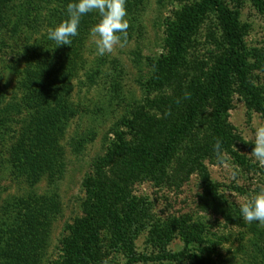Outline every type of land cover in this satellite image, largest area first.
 Segmentation results:
<instances>
[{"label": "rangeland", "instance_id": "1", "mask_svg": "<svg viewBox=\"0 0 264 264\" xmlns=\"http://www.w3.org/2000/svg\"><path fill=\"white\" fill-rule=\"evenodd\" d=\"M28 1L40 4L36 16L44 21V31L37 32L35 27L15 22L27 0H0V111L4 113L9 103L14 108L20 106L19 113L14 111L6 118L7 134L0 132V218L10 203L30 194L52 196L58 204L47 225L45 241L32 251L30 258L21 255L13 258L8 254L9 248L2 246L5 252L0 253V264H60L64 258L63 241L70 235V227L76 219L84 214V178L92 171L95 159L105 153L114 138L113 131L124 129L123 118L150 93L152 61L171 52L173 24L183 21L202 0H126L129 22L126 38L121 35L113 52L104 56L97 55L90 34L100 18L95 12L85 15L88 24L80 26L74 64L46 68L44 84L60 92L56 102L60 104L55 107L57 117L63 113L67 119L62 121L63 126L56 122L61 132L57 139L60 151L56 173L45 172L33 182L18 173L11 154L36 111L25 96L28 72L36 61L32 45L45 35L46 25L49 28L54 24L52 19L47 23V17L55 2ZM224 3L239 21L247 59L245 72L264 98V0H224ZM205 12L187 47V57L191 60L196 57L204 68L218 64L229 46L224 39L219 12L213 9ZM229 121L247 146H234L237 154L224 153L221 158L206 159L205 163L218 191L231 205L237 223L203 209V183L199 174L191 175L179 188L161 187L150 181L138 183L134 193L150 200L151 223L190 218L204 228L206 241L187 246L183 237L175 232L165 241L166 250L186 256L166 259L153 249L145 230L138 235L135 244L138 252L146 254L149 260L130 264H207L204 258L208 257L215 264H264V225L244 222L239 212L240 203L264 188V167L251 155L254 148L251 141L255 128L264 125V112L250 108L245 97L235 92ZM209 246L213 251H208ZM127 262L128 258L117 252L93 264Z\"/></svg>", "mask_w": 264, "mask_h": 264}, {"label": "trees", "instance_id": "2", "mask_svg": "<svg viewBox=\"0 0 264 264\" xmlns=\"http://www.w3.org/2000/svg\"><path fill=\"white\" fill-rule=\"evenodd\" d=\"M53 1L55 5L47 23L52 19L54 24L49 28L46 25L45 35L32 45L36 61L28 72L25 86L26 100L36 111L11 154L18 173L29 177L31 182L45 172L56 173L60 151L57 139L61 135L56 122L63 126L62 121L67 119L63 113L57 117L55 107L60 104L56 103L60 92L44 84L46 68L74 64L79 50L80 26L88 24V18L83 16L72 45L56 47L48 39V31L55 23L58 25L66 19L67 5L72 0ZM39 6L27 0L15 22L35 27L37 32L44 31V21L36 16ZM209 9L219 12L224 39L229 46L218 64L204 68L196 57L194 60L187 57V47ZM238 24L224 0H202L183 21L173 24L171 52L152 61L153 71L148 82L150 93L128 117L123 118L124 129L113 131V140L105 153L95 159L92 171L83 180L84 214L76 219L70 227V235L63 241L64 258L60 264H93L117 252L128 258L127 264L149 260L146 254L138 252L135 244L138 235L145 230L153 249L166 259L186 256L166 250L165 241L175 232L183 237L187 246L206 241L204 228L190 218H175L164 224L151 223L150 200L134 193L135 185L144 181L179 188L191 175L199 174L203 183V209L223 216L230 223H237L231 205L210 178L205 160L221 158L224 153L237 154L234 146H247L229 121L235 92L245 97L250 108L264 112V98L245 72L247 59ZM152 92L155 93L153 96ZM60 107L67 109L66 102L64 108ZM4 109V113L0 111V132L7 134L6 118L14 111L19 113L20 106L14 108L9 103ZM217 141L221 142L219 152L214 149ZM57 204L52 196L36 194L10 203L0 218V253L5 252V249L1 250L5 246L13 258L18 259L20 255L30 258L32 251L45 241L47 225ZM208 251L213 248L209 246ZM204 262L215 264L211 257L204 258Z\"/></svg>", "mask_w": 264, "mask_h": 264}, {"label": "clouds", "instance_id": "3", "mask_svg": "<svg viewBox=\"0 0 264 264\" xmlns=\"http://www.w3.org/2000/svg\"><path fill=\"white\" fill-rule=\"evenodd\" d=\"M95 12L99 22L91 28L99 56L111 53L121 41V35L126 38L129 22L126 0H72L67 5V17L54 28H50L47 37L56 47L72 45V40L78 35L81 18ZM55 47V48H56ZM254 148L251 152L255 162L264 167V125L255 128L254 139L251 141ZM214 149L219 152L221 142L217 141ZM240 217L246 223L258 222L264 225V188L251 196L246 202L239 204Z\"/></svg>", "mask_w": 264, "mask_h": 264}]
</instances>
